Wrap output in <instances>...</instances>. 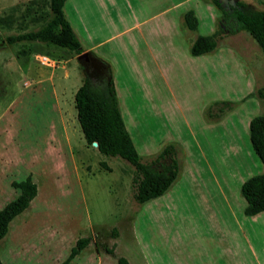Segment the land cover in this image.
Returning a JSON list of instances; mask_svg holds the SVG:
<instances>
[{"label":"rangeland","instance_id":"obj_1","mask_svg":"<svg viewBox=\"0 0 264 264\" xmlns=\"http://www.w3.org/2000/svg\"><path fill=\"white\" fill-rule=\"evenodd\" d=\"M237 1L264 10V0ZM47 4L0 0V210L19 194L12 182L31 177L37 185L28 210L0 240V260L60 264L88 238L70 264H117L119 257L172 264L164 259L162 236L177 241L186 234L180 219L192 211L199 187L218 186L239 199L241 184L264 170L248 128L264 115L257 95L264 53L248 32H229L214 0H68L65 15L80 45H96L93 53L107 70L91 56L79 59L83 52L5 42L43 27L51 19ZM189 11L194 30L184 21ZM213 34L216 49L191 56L197 36ZM40 56L55 66L42 65ZM86 78L112 79L143 163L172 147L178 176L161 197L136 203L134 167L85 142L74 95Z\"/></svg>","mask_w":264,"mask_h":264},{"label":"trees","instance_id":"obj_2","mask_svg":"<svg viewBox=\"0 0 264 264\" xmlns=\"http://www.w3.org/2000/svg\"><path fill=\"white\" fill-rule=\"evenodd\" d=\"M65 1L48 0L47 9L51 19L43 27L8 36L5 42L8 45L21 42L47 44L81 54L83 50L80 42L63 12ZM214 4L222 12L229 32H248L264 53V10L250 9L239 1L231 4V0H227V4L214 0ZM184 21L190 30H194L197 26L196 18L191 11L185 14ZM2 40L0 34V45ZM216 47V34L198 36L190 48V54L193 57L202 56L211 53ZM96 61L107 68L102 61ZM257 95L264 100V87L257 91ZM74 103L77 121L85 142L91 146L96 142V150L101 155L120 158L134 167L133 199L136 203L144 204L161 197L168 191L176 180L179 170L174 151L172 147L167 146L151 163L142 162L126 129L112 79L102 84H93L86 78L75 92ZM248 128L252 150L264 168V115L253 117ZM12 187L17 189L19 194L0 210V240L7 235L10 223L28 210L37 195V185L31 177L20 182H12ZM240 191L246 202L244 209L246 216H255L264 212V172L245 180ZM88 243V238L79 239L68 257L60 264H70ZM107 253L112 255L113 251L107 250ZM116 260L117 264H129L123 257ZM0 264H2L1 260Z\"/></svg>","mask_w":264,"mask_h":264},{"label":"crops","instance_id":"obj_3","mask_svg":"<svg viewBox=\"0 0 264 264\" xmlns=\"http://www.w3.org/2000/svg\"><path fill=\"white\" fill-rule=\"evenodd\" d=\"M67 4L68 0L64 3V14ZM95 47L81 46L83 53L100 60L93 53ZM199 188L203 192L196 196L198 200L189 203L192 211L188 210L186 218L180 219L187 228L186 234L180 235L177 241L168 238L166 233L162 236L164 259L171 258L172 264H264V212L246 216L242 195L232 199L218 186ZM147 242L153 243L151 236Z\"/></svg>","mask_w":264,"mask_h":264},{"label":"built area","instance_id":"obj_4","mask_svg":"<svg viewBox=\"0 0 264 264\" xmlns=\"http://www.w3.org/2000/svg\"><path fill=\"white\" fill-rule=\"evenodd\" d=\"M39 61L42 65L54 67L55 63L46 56H40Z\"/></svg>","mask_w":264,"mask_h":264},{"label":"water","instance_id":"obj_5","mask_svg":"<svg viewBox=\"0 0 264 264\" xmlns=\"http://www.w3.org/2000/svg\"><path fill=\"white\" fill-rule=\"evenodd\" d=\"M220 3H227V0H218ZM235 2H237V0H231V4H235ZM87 57H88V53H83L82 55L79 56V59H85L87 60ZM93 147H97V143L94 142L92 144Z\"/></svg>","mask_w":264,"mask_h":264},{"label":"flooded vegetation","instance_id":"obj_6","mask_svg":"<svg viewBox=\"0 0 264 264\" xmlns=\"http://www.w3.org/2000/svg\"><path fill=\"white\" fill-rule=\"evenodd\" d=\"M87 60H88V59H87ZM87 60H86V61H87ZM92 60H93V59H92Z\"/></svg>","mask_w":264,"mask_h":264}]
</instances>
